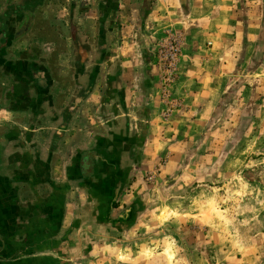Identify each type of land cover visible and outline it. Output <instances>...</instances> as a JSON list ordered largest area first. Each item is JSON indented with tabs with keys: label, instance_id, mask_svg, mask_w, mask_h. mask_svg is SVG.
<instances>
[{
	"label": "crops",
	"instance_id": "crops-1",
	"mask_svg": "<svg viewBox=\"0 0 264 264\" xmlns=\"http://www.w3.org/2000/svg\"><path fill=\"white\" fill-rule=\"evenodd\" d=\"M72 1L34 2L16 21L14 38L48 81L29 88L26 121H0L10 130L1 139L15 146L10 215L31 238H51L50 253L65 264H128L89 259L105 253V240L125 252L144 233L156 237L161 220L148 214L161 211L158 193L174 189L170 175L185 172L190 158L228 154L244 117L256 122L264 109V0ZM76 2L86 16L65 17ZM52 8L61 18L57 69L46 52ZM96 12L104 24L93 21ZM168 34L180 55L164 85L156 51ZM93 58L96 79L87 84Z\"/></svg>",
	"mask_w": 264,
	"mask_h": 264
},
{
	"label": "rangeland",
	"instance_id": "rangeland-1",
	"mask_svg": "<svg viewBox=\"0 0 264 264\" xmlns=\"http://www.w3.org/2000/svg\"><path fill=\"white\" fill-rule=\"evenodd\" d=\"M258 112L256 122L244 117L241 138L226 145L228 154L190 158L185 172L170 175L174 189L158 193L161 211L148 214L151 222L161 220L151 231L156 237L144 233L125 252L102 241L105 253L95 252L89 260L264 264V109Z\"/></svg>",
	"mask_w": 264,
	"mask_h": 264
},
{
	"label": "flooded vegetation",
	"instance_id": "flooded-vegetation-1",
	"mask_svg": "<svg viewBox=\"0 0 264 264\" xmlns=\"http://www.w3.org/2000/svg\"><path fill=\"white\" fill-rule=\"evenodd\" d=\"M37 1H43L45 5L48 2V5L56 6V1L58 0H0V121L5 120L8 122L11 117L13 119L16 118L26 121L30 115L32 103L27 96L29 88L32 87L34 83L38 86L48 81L42 72H39L40 78H38L36 72H33V68H31L33 67V62H31L30 57H28L31 53L29 46L25 44L19 46L18 41L14 38L17 34L14 31L16 28V21L21 17L19 14L24 11L27 12L30 8H35L32 4H36L34 2ZM81 6L80 2L73 3L71 14L69 11H64L65 17L71 16L72 12L74 13V17L75 15H77V17L83 15L85 17L88 8H86L85 5ZM87 7L89 6L87 5ZM57 9L59 8H52L54 12L48 20L51 38L46 49V52L50 55L53 62V68L56 69L59 68L60 62L58 50L60 53L59 48L61 44L63 46L62 33L59 32L61 18L57 14ZM65 9L67 10V8ZM77 17L75 18L76 20ZM97 17L98 18L93 16V21H97L100 24L103 22L104 24L106 20H102V17H100V15L98 16V14ZM26 19L27 13L23 15L22 22L24 24L26 23ZM76 22L77 21H74V23ZM67 23H69L70 28V22L68 21ZM19 29L23 28L21 27ZM26 31L24 27V30L21 32ZM68 33L73 37L76 36L73 30H70ZM85 34L88 35L87 32H85ZM23 35H25V33ZM98 36L99 51L101 52V48H103L104 44V36H102L100 29L96 37ZM78 38L79 36H77L76 40ZM91 49L92 48H88L89 51ZM87 54L83 51V58L88 56ZM86 64H88L87 71H85L87 73L86 76L89 75L90 70H92L93 75L92 78L88 77L86 80L87 84L93 83V80L96 79V75L94 74L95 58L91 61L86 60ZM86 64L84 62L81 69H85ZM34 77L38 82L32 79ZM16 83H18L19 86H17ZM104 84L105 87L109 84V79H107L106 75L103 79V85ZM8 126L5 128L3 126V131L0 129V264H65L67 261L63 254L50 253L53 244L51 238L45 239L42 236H33L31 238L29 231L21 227L18 228L19 223L14 216L10 215L11 210H15V207H12L14 196L10 189L15 178L13 166L10 164L15 146L13 145V140L9 137L5 136V139H1L4 133L7 135L10 132ZM56 241L59 242V245L62 241L65 245L69 244V242L66 243L64 239Z\"/></svg>",
	"mask_w": 264,
	"mask_h": 264
},
{
	"label": "built area",
	"instance_id": "built-area-1",
	"mask_svg": "<svg viewBox=\"0 0 264 264\" xmlns=\"http://www.w3.org/2000/svg\"><path fill=\"white\" fill-rule=\"evenodd\" d=\"M157 63L158 68L164 73L163 84H168L173 77L178 57L180 55V43L177 36L168 34L162 42L157 45ZM154 173H148L144 180L151 181Z\"/></svg>",
	"mask_w": 264,
	"mask_h": 264
}]
</instances>
